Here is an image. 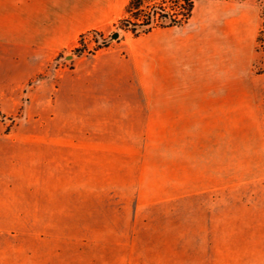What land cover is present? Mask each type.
Here are the masks:
<instances>
[{"label": "crops", "instance_id": "obj_1", "mask_svg": "<svg viewBox=\"0 0 264 264\" xmlns=\"http://www.w3.org/2000/svg\"><path fill=\"white\" fill-rule=\"evenodd\" d=\"M130 1L0 0V104L18 89L16 139L51 154L36 162L45 174L34 180H135L136 201L150 203L216 189L239 167L236 138L264 134L250 57L235 55L212 18L193 24L194 9L187 26L129 34L71 68L53 67L83 34L117 23ZM10 136L0 132V206ZM14 165L17 185L21 160Z\"/></svg>", "mask_w": 264, "mask_h": 264}, {"label": "rangeland", "instance_id": "obj_2", "mask_svg": "<svg viewBox=\"0 0 264 264\" xmlns=\"http://www.w3.org/2000/svg\"><path fill=\"white\" fill-rule=\"evenodd\" d=\"M194 9L193 24L212 18L213 25L221 26L219 33L232 40L235 55L250 57L261 116L258 132L264 134L259 7L237 0H196ZM119 21L83 34L54 58L53 67L71 68L80 57L118 46L132 34ZM8 92L0 104V132L11 135L6 142L8 200L0 206V264H264V135L236 138L235 146L244 149L235 154L239 167L233 180L228 176L216 189L162 202L136 201L135 180H34L35 172L44 173L34 169L36 162L51 154L16 139L20 95L18 89ZM24 124L33 128L32 122ZM52 155L64 161L65 152ZM19 160L16 185L12 173Z\"/></svg>", "mask_w": 264, "mask_h": 264}, {"label": "trees", "instance_id": "obj_3", "mask_svg": "<svg viewBox=\"0 0 264 264\" xmlns=\"http://www.w3.org/2000/svg\"><path fill=\"white\" fill-rule=\"evenodd\" d=\"M196 0H131L120 19L121 29L135 37L146 35L157 28L181 27L193 16ZM254 2L262 19L257 37V52L264 46V0H237Z\"/></svg>", "mask_w": 264, "mask_h": 264}, {"label": "water", "instance_id": "obj_4", "mask_svg": "<svg viewBox=\"0 0 264 264\" xmlns=\"http://www.w3.org/2000/svg\"><path fill=\"white\" fill-rule=\"evenodd\" d=\"M114 37H115V38H118V37H119V34H117V33L114 34Z\"/></svg>", "mask_w": 264, "mask_h": 264}]
</instances>
